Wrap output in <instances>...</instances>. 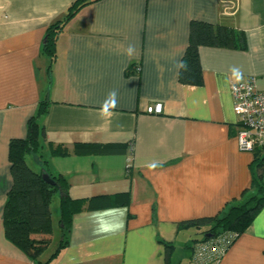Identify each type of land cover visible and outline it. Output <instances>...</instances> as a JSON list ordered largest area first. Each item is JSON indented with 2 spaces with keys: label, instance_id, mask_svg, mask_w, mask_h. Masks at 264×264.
Listing matches in <instances>:
<instances>
[{
  "label": "crops",
  "instance_id": "0c3cea01",
  "mask_svg": "<svg viewBox=\"0 0 264 264\" xmlns=\"http://www.w3.org/2000/svg\"><path fill=\"white\" fill-rule=\"evenodd\" d=\"M73 1L0 0V264H40L5 238L2 217L9 142L26 136L44 97L46 142L121 148L53 156L44 143L47 173L67 179L72 199L108 198L72 216L49 264H165L166 243L171 264H191L186 246L201 235L180 223L220 213L251 185L254 153L238 148L230 87L253 76L264 92V0H97L59 33L49 69L45 31ZM191 20L245 36L242 49L198 48L199 85L178 80ZM54 212L58 224V200ZM46 250L41 262L56 251ZM218 264H264V205Z\"/></svg>",
  "mask_w": 264,
  "mask_h": 264
},
{
  "label": "trees",
  "instance_id": "16d2710c",
  "mask_svg": "<svg viewBox=\"0 0 264 264\" xmlns=\"http://www.w3.org/2000/svg\"><path fill=\"white\" fill-rule=\"evenodd\" d=\"M94 1L97 0H74L66 9L64 16L47 27L41 44V53L48 57L49 69L57 56L56 41L59 33L82 7ZM200 46L242 49L245 47V36L241 31H236L226 25L191 20L188 44L178 72L180 83L201 84L202 73L198 56ZM48 106L49 100L46 97L40 99L34 114L27 121L26 136L12 139L9 142L8 159L12 184L6 194L2 217L5 238L31 260L40 264H49L55 259L58 251L67 244L72 216L75 213L86 208L97 207L98 204H108L106 203L108 198L103 196L72 199L68 194V181L60 174L48 173L54 184L44 181L42 173L47 172L46 161L42 159L44 143L48 145L50 155L53 156L68 153H114L121 150L119 146L98 144H75L70 150L61 144L46 142L45 129L41 119L47 113ZM262 149L253 150L252 181L250 187L244 191L242 199L225 207L216 215L198 217L180 223L179 229L192 226L199 229L201 235L199 239L193 240L190 245L186 246L189 249L190 261L194 243L212 239L223 233L233 234L234 241L264 205V156ZM30 156L40 164L39 171L31 169L27 164L26 158ZM55 195L58 196L60 240L55 248L56 251L45 262H41L39 256L47 249L51 240L50 205ZM206 234H210V236L208 237ZM173 248V244H165V264H171Z\"/></svg>",
  "mask_w": 264,
  "mask_h": 264
},
{
  "label": "built area",
  "instance_id": "2783aa9c",
  "mask_svg": "<svg viewBox=\"0 0 264 264\" xmlns=\"http://www.w3.org/2000/svg\"><path fill=\"white\" fill-rule=\"evenodd\" d=\"M230 92L237 115L238 148L245 151L264 148V92L257 90L253 76L233 83ZM146 110L150 113L160 112L159 105L148 106ZM233 239V234L223 233L194 243L191 264H218Z\"/></svg>",
  "mask_w": 264,
  "mask_h": 264
},
{
  "label": "rangeland",
  "instance_id": "374dc122",
  "mask_svg": "<svg viewBox=\"0 0 264 264\" xmlns=\"http://www.w3.org/2000/svg\"><path fill=\"white\" fill-rule=\"evenodd\" d=\"M27 164L29 165V167L31 169H33V170L35 169V168L32 167L31 163L28 162ZM57 200H58L57 195H55L53 197L52 203L50 205L51 213H53V217L54 218H53L52 233L50 234L51 242H50V244H49V246H48V248L46 250L47 253H49L51 250H54L55 249V247L57 245V242H58V240L60 238L59 226L57 224V218H56L55 212H54L55 211V207L57 205Z\"/></svg>",
  "mask_w": 264,
  "mask_h": 264
},
{
  "label": "water",
  "instance_id": "95a60500",
  "mask_svg": "<svg viewBox=\"0 0 264 264\" xmlns=\"http://www.w3.org/2000/svg\"><path fill=\"white\" fill-rule=\"evenodd\" d=\"M42 178L44 181H46L49 184H54L53 179L50 177V175L47 172L42 173ZM206 236H210V234H206Z\"/></svg>",
  "mask_w": 264,
  "mask_h": 264
}]
</instances>
